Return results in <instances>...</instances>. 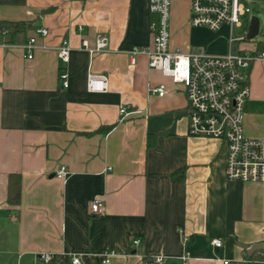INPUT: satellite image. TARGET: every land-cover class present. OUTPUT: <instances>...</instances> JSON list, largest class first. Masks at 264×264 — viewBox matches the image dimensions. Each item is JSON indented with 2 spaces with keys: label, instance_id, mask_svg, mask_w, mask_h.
Wrapping results in <instances>:
<instances>
[{
  "label": "crops",
  "instance_id": "1",
  "mask_svg": "<svg viewBox=\"0 0 264 264\" xmlns=\"http://www.w3.org/2000/svg\"><path fill=\"white\" fill-rule=\"evenodd\" d=\"M190 4L172 0L170 49L227 54L230 26L193 27ZM153 18L150 0H0V264H35L42 252L76 254L82 264H145L158 255L177 264H264V183L229 181L226 144L189 133L185 88L151 69L146 55L131 62L134 49L152 46ZM3 23L25 27L3 35ZM103 35L107 48L90 57L82 40L95 47ZM64 40L68 63L58 52ZM90 73L107 76L106 92L87 90ZM247 78L244 134L264 139V61ZM161 83L166 96L151 94ZM11 176L19 178L17 204L9 202ZM97 198L104 210L95 215ZM242 244L263 249L249 255ZM104 251L115 253L108 263Z\"/></svg>",
  "mask_w": 264,
  "mask_h": 264
},
{
  "label": "built area",
  "instance_id": "2",
  "mask_svg": "<svg viewBox=\"0 0 264 264\" xmlns=\"http://www.w3.org/2000/svg\"><path fill=\"white\" fill-rule=\"evenodd\" d=\"M242 0H191L190 23L193 27H206L218 31L223 25L230 26L229 52L225 55H210L199 52L183 53L181 50H171V5L172 0H150V11L154 14L151 23L153 44L151 47L136 48L130 53L131 62L136 64L137 57L146 55L151 69L160 71L174 85L185 88L189 107V133L192 136H206L220 139L226 144L227 165L226 176L229 181L243 183H264V139L248 138L244 134L245 108L251 98V86L247 71L258 61H264V43L247 39V30L241 35L234 34L235 28L242 26V17L251 13ZM3 35H8V29H2ZM37 34L46 37L47 29L39 28ZM89 41L82 40V47L93 57L107 48V37L100 36L95 47H90ZM253 42L254 50L237 51L236 43ZM36 38L31 37L26 44L28 57L34 55ZM62 62L70 60L71 47L64 40L58 48ZM63 87L68 88L67 73L61 74ZM108 88V78L105 75L90 73L87 79V90L91 93H104ZM150 93L165 97L168 85L161 83L150 88ZM121 114L126 108L120 109ZM69 171L61 167L56 176L64 179ZM104 202L94 199L91 212L102 213ZM134 244H139L138 240ZM212 244L221 247L220 240H212ZM115 255L112 251L101 253L103 263H108ZM68 256L72 264H82L79 255L56 254L42 252L36 255L35 264H53ZM189 255L181 257L186 262ZM251 262V261H249ZM145 264H177L166 256H153L145 260ZM225 264H233L227 260Z\"/></svg>",
  "mask_w": 264,
  "mask_h": 264
},
{
  "label": "rangeland",
  "instance_id": "3",
  "mask_svg": "<svg viewBox=\"0 0 264 264\" xmlns=\"http://www.w3.org/2000/svg\"><path fill=\"white\" fill-rule=\"evenodd\" d=\"M245 6L251 9V13L247 14V16L242 17V26L240 28H235L234 34L236 36L241 35L244 30L248 28V25L250 23V19L252 16H258L260 19V33L253 39L254 42H261L264 43V0H242L241 1ZM227 32H225L226 34ZM226 39L225 41H228L227 35L224 36ZM237 44V43H236ZM245 44V45H243ZM226 46L228 45L225 44ZM264 45V44H263ZM247 48V49H253L254 48V43L253 42H243L237 44L235 47L238 48ZM230 47V46H229ZM259 127L261 129H264V119L260 122Z\"/></svg>",
  "mask_w": 264,
  "mask_h": 264
},
{
  "label": "trees",
  "instance_id": "4",
  "mask_svg": "<svg viewBox=\"0 0 264 264\" xmlns=\"http://www.w3.org/2000/svg\"><path fill=\"white\" fill-rule=\"evenodd\" d=\"M23 27H25V25L22 23H15V24L14 23H3L1 25V30L2 29H8L9 34H15L19 31H21L23 29ZM111 128L112 127H106V128L101 129V131L107 132ZM156 140H157V134H153V135H150V137H148L147 147L149 150L151 147H153L155 145ZM16 179H19V178H16V176H11L10 184H9V202L17 204L19 202V198H20V183H19V181H16ZM254 260H256V259H254Z\"/></svg>",
  "mask_w": 264,
  "mask_h": 264
},
{
  "label": "water",
  "instance_id": "5",
  "mask_svg": "<svg viewBox=\"0 0 264 264\" xmlns=\"http://www.w3.org/2000/svg\"><path fill=\"white\" fill-rule=\"evenodd\" d=\"M260 33V19L258 16H252L250 19V23L247 29V39L253 40ZM244 249H246L251 255L252 253L263 249V244H253L251 246L241 245Z\"/></svg>",
  "mask_w": 264,
  "mask_h": 264
}]
</instances>
